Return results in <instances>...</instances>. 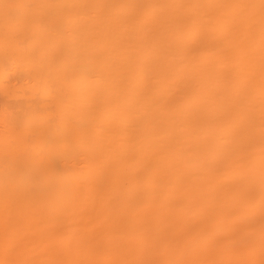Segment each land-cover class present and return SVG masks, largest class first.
<instances>
[{"label":"bare ground","instance_id":"1","mask_svg":"<svg viewBox=\"0 0 264 264\" xmlns=\"http://www.w3.org/2000/svg\"><path fill=\"white\" fill-rule=\"evenodd\" d=\"M14 2L51 157L47 190L0 179V264H264V0Z\"/></svg>","mask_w":264,"mask_h":264},{"label":"rangeland","instance_id":"2","mask_svg":"<svg viewBox=\"0 0 264 264\" xmlns=\"http://www.w3.org/2000/svg\"><path fill=\"white\" fill-rule=\"evenodd\" d=\"M13 2L14 0H0L2 5H5V7L8 6V8L10 7L11 10L14 7L12 5L15 2ZM13 17L14 16L9 18H0V60H2L1 52L5 50H16V52L18 51L21 54L25 53L22 52V50L25 49L22 47L23 45L21 44L19 47L15 42L17 38L16 35L18 34V25ZM25 55V58L27 59L25 68L28 74L24 79L19 77V70L16 68V64L8 65L6 62H0V71L4 74V77L0 76V146H2L1 139L5 140V137L10 136V134L11 136L13 135V129L14 135L24 137V139L29 143L30 147L26 151L28 158L25 162H19V160L16 161L13 157H3L2 160L0 158V162L2 161L0 163V179L5 178V175L11 173V180L14 183L18 184L20 188L26 191V193H29L27 191L34 193L38 192L42 185L47 190L49 180L45 169H42V171L38 172L36 175L33 174L31 167L33 164L32 157L36 154L46 158L48 153L51 157V151L47 147L48 145L45 144L48 136H43L45 139L42 138L41 146H36L37 138L31 133H48V112L50 111L48 108L51 98L48 96L49 90L44 86V84L37 87L39 82L43 79L44 73H42L43 76H40L41 74L38 70H31V58L27 57L30 53L27 52ZM9 66L12 67V70L10 68L12 71L11 74H7V72L10 71ZM38 75L42 77V79H40ZM41 86H43V90ZM23 106H32L33 108L37 107V114L36 110H34L33 120L30 123L31 127L28 129L29 131H27V128L23 127L22 124L24 122V116L20 110ZM32 193H29V195Z\"/></svg>","mask_w":264,"mask_h":264}]
</instances>
